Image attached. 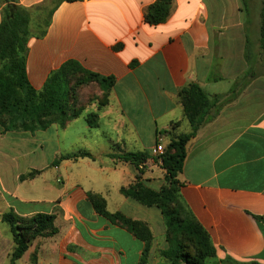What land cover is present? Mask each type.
Segmentation results:
<instances>
[{"label":"crops","instance_id":"0c3cea01","mask_svg":"<svg viewBox=\"0 0 264 264\" xmlns=\"http://www.w3.org/2000/svg\"><path fill=\"white\" fill-rule=\"evenodd\" d=\"M155 1H64L54 5L47 32L39 36L44 27L37 8L51 0H18L31 10L26 72L35 90L42 91L50 75L68 62L114 78L115 84L109 103L90 110L99 115L97 127L88 125L86 115L65 127L53 124L35 133L4 132L0 125V258H11L14 251L11 229V237L1 229L3 215L14 210L26 218L54 214L59 230L33 241L15 264H169L161 256L169 249L161 209L143 205L122 189L140 182L160 192L167 185L166 171L156 158L158 138L162 135L167 145L172 137L191 132L180 93L196 84L221 102L214 118L187 145L178 200L216 249L206 264H223L228 257L238 264H264V223L255 218H264L260 35L254 34L253 40V25L244 21L240 0H175L169 19L151 26L145 15ZM2 8L0 3V24ZM259 24L260 15L255 32ZM101 122L104 131L99 130ZM95 135L99 140L80 145L93 158L52 166L56 159L78 152L74 138ZM49 147L52 161L37 165L43 156L38 150ZM124 153L151 158L140 172L118 158ZM31 171L41 173L20 180ZM92 197L104 201L110 214L149 227L146 262L147 243L98 213Z\"/></svg>","mask_w":264,"mask_h":264},{"label":"trees","instance_id":"16d2710c","mask_svg":"<svg viewBox=\"0 0 264 264\" xmlns=\"http://www.w3.org/2000/svg\"><path fill=\"white\" fill-rule=\"evenodd\" d=\"M64 1L77 0H51L50 6H40L42 18L39 36H44L50 25V19L55 7ZM175 0H156L145 15V21L151 26L165 23L172 14ZM245 13L249 16L250 10L246 0ZM2 8V22L0 24V125L4 132H30L44 131L53 124L65 127L72 120L84 115V106L77 103L76 88L73 85L74 78L69 72H77L93 78L99 85L106 100L109 101L110 92L115 84L114 78H104L87 71L77 62H68L58 71L52 73L47 79L42 91L35 90L27 77L26 59L28 54V42L32 33L30 31L31 10L21 6L18 0H0ZM48 8V10H47ZM47 11V14L45 13ZM46 14V16H45ZM260 47L264 51V1L261 10ZM72 77V78H71ZM80 85L82 84L79 83ZM184 104L185 116L190 124L191 132L172 137L165 148L163 155L157 158L162 162V168L166 171L167 185L160 192L145 187L136 182L132 187L122 189V193L138 200L148 207L157 206L161 209L166 220L167 241L169 249L162 252L172 264H206L209 258L216 256V249L212 245L209 235L201 225L191 217L186 208L179 202L178 194L181 182L178 179L183 170L187 157V145L196 137L203 125L211 121L214 110L220 105L219 98L210 99L196 84H191L180 93ZM107 102V101H106ZM105 104L98 103L101 106ZM90 127H97L98 113H90L85 116ZM167 134L165 132L163 135ZM162 137V135H160ZM80 158H93L87 151H78L71 155L56 159L52 166H58L63 160H77ZM123 162L134 165L142 172L141 167L151 158L147 153H124L118 157ZM40 171H31L22 175L24 181L34 178ZM140 175H138V179ZM98 213L107 217L111 222L128 229L136 237L144 240L147 247L144 251L143 262L147 261L150 251L152 233L149 227L138 221L125 218L121 214H110L98 197H92ZM56 215L36 214L32 217H21L14 210L5 213L2 217L4 223L10 226L14 251L10 261L15 264L29 249V243L43 237L49 238L59 233L56 227ZM258 221L264 223V218L256 216ZM189 243L194 246V253L190 251ZM223 264H238L230 257ZM249 264H259L251 262Z\"/></svg>","mask_w":264,"mask_h":264},{"label":"rangeland","instance_id":"374dc122","mask_svg":"<svg viewBox=\"0 0 264 264\" xmlns=\"http://www.w3.org/2000/svg\"><path fill=\"white\" fill-rule=\"evenodd\" d=\"M263 1L264 0H246V2H247V5H248V8H249V10H250V15L248 16L246 13H245V8H244V3L240 0V5H241V7H242V10L244 11V13H245V15H244V21L246 22V23H249V22H251L252 23V25H253V27H251V32H252V37H253V40H255V37H254V34L258 37V34L260 35V25H261V10H262V7H263ZM49 6H51V5H49ZM47 10H48V8H47ZM260 12V14H258ZM46 14H47V11L45 12ZM46 14H45V16H46ZM257 15V16H256ZM260 15V24H259V28L257 29V32H255L254 31V24H255V22L257 21V18H258V16ZM44 16H41L40 15V18L38 17V20L40 19V22L42 23L43 21H42V18H43ZM253 30V31H252ZM69 74L74 78L73 80H74V83H73V85L75 86V88H76V96H77V100L75 99V101L77 102V103H80V105H82V106H84V108H85V111H84V115H88L89 113H90V110H92V107H97V106H99V107H101V108H103V107H105V106H101V105H99L98 103H101V104H105V103H107V102H109L108 100H106V97H105V95H103V93H102V91H101V89H100V87H99V85H97V83H95V81H93V78H91V77H89V76H87V75H84V74H79V73H77V72H74V71H72V72H69ZM71 77V78H72ZM82 82V84L80 85L79 83H81ZM107 101V102H106ZM100 109V108H99ZM91 113H93V112H91ZM87 122V121H86ZM98 124H99V121H98ZM106 126L101 122V129H99V130H105L104 128H105ZM93 131V130H92ZM93 133L94 134H99V132H98V130H94L93 131ZM79 137V136H78ZM77 137V139L76 138H74L73 140H74V142L73 143H76L74 146H73V149H75L76 151H82L81 149H80V145H83L84 143H87V144H93V142H90V141H93V139L92 138H94V140H99V139H97L98 138V136H93V137H89V138H83V137H81V138H78ZM76 139V140H75ZM109 139V138H108ZM68 140V139H67ZM69 142H71V141H68V143ZM102 142L103 141H101V143L100 144H102ZM162 145H163V147H164V150H165V148L167 147V145H165V144H163L162 143ZM112 146V148L115 150V151H117V149H119L118 148V145L117 144H112L111 145ZM69 147H71V146H69ZM103 147V146H102ZM43 150V151H42ZM83 151H86V150H83ZM38 152L40 153V154H43V156H42V158H41V162H38L37 163V161L35 162L37 165H43V164H45L48 160H50L51 159V161H52V158H51V155L53 154V151H52V148L51 147H49V148H45V149H40V150H38ZM165 152V151H164ZM62 155V152H61V154L58 156V157H60ZM159 156L157 155V157L156 158H158ZM1 229L3 230V231H6V232H8L7 233V235L9 236V237H11L12 235H11V233H10V227H9V225H7L6 223H3L2 224V226H1ZM189 245H190V247H189V249H190V251L191 252H193L194 253V246H193V244L192 243H189ZM162 256V255H161ZM163 257V256H162ZM165 260H166V262H169V264H172L167 258H165V257H163ZM25 263V261H20V263L19 264H24ZM0 264H11V261H10V258L8 257H2L1 256V258H0Z\"/></svg>","mask_w":264,"mask_h":264},{"label":"built area","instance_id":"2783aa9c","mask_svg":"<svg viewBox=\"0 0 264 264\" xmlns=\"http://www.w3.org/2000/svg\"><path fill=\"white\" fill-rule=\"evenodd\" d=\"M162 142H163V138L162 137H159L158 138L157 145H156V153H157L158 156L163 155L164 154V151H165L164 150V147L162 145ZM141 169H143V168L141 167Z\"/></svg>","mask_w":264,"mask_h":264},{"label":"water","instance_id":"95a60500","mask_svg":"<svg viewBox=\"0 0 264 264\" xmlns=\"http://www.w3.org/2000/svg\"><path fill=\"white\" fill-rule=\"evenodd\" d=\"M29 245L31 246L32 245V242H30Z\"/></svg>","mask_w":264,"mask_h":264}]
</instances>
